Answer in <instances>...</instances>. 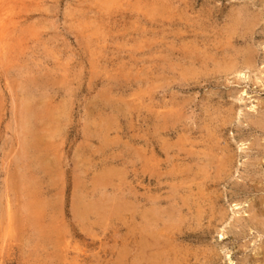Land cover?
Listing matches in <instances>:
<instances>
[{
	"label": "rangeland",
	"instance_id": "1",
	"mask_svg": "<svg viewBox=\"0 0 264 264\" xmlns=\"http://www.w3.org/2000/svg\"><path fill=\"white\" fill-rule=\"evenodd\" d=\"M145 246L264 264V0H0V264Z\"/></svg>",
	"mask_w": 264,
	"mask_h": 264
},
{
	"label": "bare ground",
	"instance_id": "2",
	"mask_svg": "<svg viewBox=\"0 0 264 264\" xmlns=\"http://www.w3.org/2000/svg\"><path fill=\"white\" fill-rule=\"evenodd\" d=\"M174 60V59H173ZM247 62V61H246ZM228 66V65H227ZM40 98V97H39ZM34 101V100H33ZM146 106H148V105H146ZM36 110V109H35ZM125 111V110H124ZM166 113V112H165ZM25 114L26 115H28V116H35L36 115V113L31 109V108H28L27 107V109H26V111H25ZM43 115V114H42ZM121 116V115H120ZM170 117V116H169ZM166 118H168L167 116H166ZM170 119V118H169ZM38 121H39V119H38ZM168 121V120H167ZM168 125V124H167ZM171 126V125H170ZM167 128V127H166ZM181 133V132H180ZM37 139L38 138H36V137H34V139H33V141L30 143L31 144V146H37V145H39V144H37ZM184 140V139H183ZM165 142V141H164ZM155 144V143H154ZM166 151V150H165ZM151 152V151H150ZM177 155V154H176ZM142 157H145V156H143L142 155ZM169 157V156H168ZM198 157V156H197ZM145 160V159H144ZM153 161V160H152ZM144 162V161H143ZM145 162H147L146 160H145ZM157 162V161H156ZM161 165V164H160ZM164 165V164H163ZM159 166V165H158ZM165 166V165H164ZM142 173H143V175H142V179L144 178V179H146L145 177H144V173H145V164H142ZM152 169V168H151ZM158 169V168H157ZM160 171V170H159ZM171 174H173V173H171ZM175 174H177V173H175ZM181 175V174H180ZM174 176V175H173ZM179 178V177H178ZM181 178V177H180ZM177 179V178H176ZM168 180V179H167ZM172 180V179H171ZM151 182H152V180H151ZM186 183V182H185ZM184 183V184H185ZM154 184V183H153ZM175 184V183H174ZM181 186V185H180ZM33 193V192H32ZM142 196V195H141ZM163 196V195H162ZM168 197V196H167ZM171 197V196H170ZM185 198V197H184ZM180 199V198H179ZM34 200V199H33ZM30 202H31V200H29ZM159 201V200H158ZM35 202V201H34ZM85 202V201H84ZM154 202V201H153ZM161 202V201H160ZM185 202V201H184ZM34 204V203H33ZM43 204V203H42ZM79 204V203H78ZM155 204H156V202H155ZM177 204V203H176ZM181 204V203H180ZM35 205H37V204H35ZM35 205H33V206H35ZM111 205V204H110ZM147 205V204H146ZM32 206V207H33ZM38 206V205H37ZM44 206V205H43ZM180 206V205H179ZM183 206V205H182ZM186 206V205H185ZM152 207H153V205H152ZM187 207V206H186ZM40 208V207H39ZM90 208V207H89ZM99 208V207H98ZM172 208H174L175 209V207H172ZM181 208V207H180ZM188 208V207H187ZM97 209V208H96ZM146 209V208H145ZM152 209H156V208H152ZM170 209V208H169ZM29 210H30V208H29ZM37 210V209H36ZM35 210V211H36ZM85 210V209H84ZM144 210V209H143ZM150 210V209H149ZM149 210H147V211H149ZM32 211V210H31ZM34 211V212H35ZM99 211V210H98ZM125 211H126V209H125ZM158 211V210H157ZM179 211V210H178ZM38 212H39V210H38ZM83 212V211H82ZM145 212H146V210H145ZM156 212V211H155ZM159 212V211H158ZM161 212V211H160ZM159 212V213H160ZM163 213L165 212V210L164 211H162ZM199 212H200V210H199ZM33 213V212H32ZM147 213V212H146ZM146 213H144V214H146ZM149 213V212H148ZM147 213V215L146 216H148L149 214ZM157 213V212H156ZM35 214H37L36 212H35ZM152 216L150 217V219L152 220V221H154V220H156L157 219V217L155 216L156 214H154V212L153 213H150ZM169 214V213H168ZM173 214H174V212H173ZM37 215H39V214H37ZM74 215V214H73ZM157 215H159V214H157ZM165 215V214H164ZM179 215V214H178ZM35 216V215H34ZM100 216V215H99ZM132 216V215H131ZM168 216H172V215H168ZM142 217V219H143V217H145V216H141ZM160 217V216H159ZM26 218V217H25ZM164 219H165V217H163ZM33 219H36L35 217H33ZM145 219V218H144ZM149 219V220H150ZM147 220H148V218H147ZM151 220H150V222H151ZM159 220V219H158ZM157 220V221H158ZM32 221V220H31ZM165 221H166V219H165ZM169 221H170V219H169ZM168 221V222H169ZM180 221V220H179ZM33 222V221H32ZM38 222H39V220H38ZM93 222V221H92ZM144 222V221H143ZM145 222H147V221H145ZM144 222V223H145ZM155 222V221H154ZM161 222V221H160ZM164 222V221H163ZM167 222V221H166ZM165 222V223H166ZM173 222V221H172ZM259 222V221H258ZM34 223H35V221H34ZM149 222H147V224H148ZM157 223H159V222H157ZM261 223V222H260ZM146 224V223H145ZM160 224V223H159ZM163 224V223H162ZM162 224L160 225V226H162ZM169 224V223H168ZM36 225V224H35ZM34 225V226H35ZM142 225H144V224H142ZM156 225V224H155ZM164 225V224H163ZM166 225V224H165ZM164 225V226H165ZM30 226V225H29ZM151 226V225H150ZM154 226V225H153ZM140 227V226H139ZM155 227H157V226H155ZM165 227H168L167 225L165 226ZM173 227V226H172ZM144 228H146V225H145V227ZM36 229V228H35ZM172 229V228H171ZM137 230V229H136ZM142 230V229H141ZM48 231H50V230H48ZM147 232V231H146ZM48 234V233H47ZM134 234V233H133ZM151 235V234H150ZM153 235V234H152ZM49 236V235H48ZM149 237V236H148ZM58 238V237H57ZM157 238V237H156ZM152 239V238H151ZM149 240V239H148ZM151 241V240H150ZM144 242V241H143ZM151 242H153V241H151ZM154 242H155V240H154ZM144 244H145V242H144ZM143 244V245H144ZM153 244V243H152ZM135 245V244H134ZM155 245V244H154ZM151 246V245H150ZM130 247V246H129ZM146 247V246H145ZM153 247V246H152ZM157 247V246H156ZM155 248V247H154ZM154 248H148L147 249V247H146V251H143L145 254H146V256L145 257H147L148 259H149V263L150 264H156L157 262H156V259L155 258H157V257H159V253L160 252H158L157 251V249H155L154 250ZM158 248V247H157ZM133 249V248H132ZM127 250V249H126ZM133 251V250H132ZM140 251H141V249H140ZM155 251V252H154ZM134 252V251H133ZM132 253V252H131ZM130 253V254H131ZM138 253V252H137ZM142 253V252H141ZM136 254V253H135ZM264 254V253H263ZM138 255H140V253L138 254ZM165 255V254H164ZM128 256V255H127ZM134 256V255H133ZM137 256V255H136ZM136 256H134L135 258H136ZM144 256L142 255V256H140V257H142V258H144ZM167 257V256H166ZM168 258V257H167ZM132 259V258H131ZM134 259V258H133ZM137 259V258H136ZM146 259V258H145ZM144 259V260H145ZM140 260V259H139ZM139 260H133V261H135V262H139ZM142 260L143 259H141L140 261L142 262ZM140 262V263H141ZM138 264V263H137ZM162 264V263H161Z\"/></svg>",
	"mask_w": 264,
	"mask_h": 264
}]
</instances>
